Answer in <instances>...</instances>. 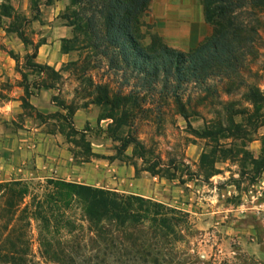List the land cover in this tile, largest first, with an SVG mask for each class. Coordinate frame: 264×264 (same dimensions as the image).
<instances>
[{
	"label": "rangeland",
	"instance_id": "1",
	"mask_svg": "<svg viewBox=\"0 0 264 264\" xmlns=\"http://www.w3.org/2000/svg\"><path fill=\"white\" fill-rule=\"evenodd\" d=\"M0 6L8 8H0V52L14 64L12 75L0 83V98H6L14 87H20L24 94L20 97L22 115L14 126L11 117L4 123L8 135H17L15 130L29 119L43 132L59 131L73 146L79 161L94 156V144L110 163L132 168L133 177L127 178L119 193L151 198L187 216L191 230L184 233L185 240L174 254L182 263L264 264V127L256 131L253 123L248 125V116L256 114L243 97L244 87L234 86L227 94L222 88L225 83H219L212 95L187 87L180 95L185 106L183 118L173 98H166L159 86L147 92L143 85L147 80L107 68V62L87 47L84 30L72 25L76 7L70 0H0ZM143 21L145 43L150 41L149 34L156 33L168 46L189 51L186 45L176 46L167 24L154 21L150 11ZM191 28L193 33L196 25ZM211 33L209 25L201 30L206 37ZM55 42L58 52L52 48ZM41 45L47 46L42 52L46 59L37 63ZM61 50L67 54L62 55ZM260 53L242 76L246 84L264 91V50ZM34 64L41 65L40 69ZM45 81L58 92L55 90V96H51L54 108L39 111L28 100L39 93L33 86ZM24 83L29 88L28 96ZM97 85L108 88V100L114 101L117 96L127 104L118 109L110 101L108 105L96 104L104 98L94 89ZM60 103L81 112L80 121L72 119V127L82 135L73 134L60 119L65 114ZM227 103L233 106L225 109ZM240 110L245 113L237 115ZM122 114L127 120L118 128L116 118ZM207 128L212 136L201 138ZM127 134L144 146V159L138 157L139 150L133 144L124 147ZM209 152L218 158L213 167L200 160L203 153ZM10 153L6 150L0 156L8 158ZM148 166L162 172L152 176L145 171ZM3 172L2 166L0 180L4 179ZM110 174L116 177L114 171ZM33 254L40 260L35 233Z\"/></svg>",
	"mask_w": 264,
	"mask_h": 264
},
{
	"label": "trees",
	"instance_id": "2",
	"mask_svg": "<svg viewBox=\"0 0 264 264\" xmlns=\"http://www.w3.org/2000/svg\"><path fill=\"white\" fill-rule=\"evenodd\" d=\"M70 2L76 7L72 25L84 30L87 47L107 62V68L147 80L143 84L147 92L159 86L166 98H173L181 117L186 118L180 95L187 87L212 95L219 83H225L222 88L227 94L234 86L244 87L243 97L256 114L249 115L247 123H253L256 131L264 127V91L246 84L242 76L264 50V0H202L204 20L212 33L188 52L168 46L156 33L149 34L150 41L145 43L143 19L151 0ZM18 37L26 43L21 34ZM61 53L67 54L66 50ZM23 87L28 96V86ZM54 88L46 81L33 86L36 91ZM94 89L104 96L95 103L108 105V88L97 85ZM122 100L115 96L110 102L118 109L127 104ZM58 105L65 112L60 119L73 134L82 135L72 127L75 110ZM232 106L227 103L225 109ZM242 110L236 114L243 115ZM126 120L122 114L116 126H124ZM209 129L201 138L212 136ZM123 143L125 148L133 144L144 159L145 148L134 136L127 134ZM200 158L210 167L218 159L212 152ZM145 171L152 176L162 172L155 166ZM189 230L181 211L138 195L53 179L36 184L0 182V264H185L174 254ZM33 233L40 260L33 254Z\"/></svg>",
	"mask_w": 264,
	"mask_h": 264
},
{
	"label": "crops",
	"instance_id": "3",
	"mask_svg": "<svg viewBox=\"0 0 264 264\" xmlns=\"http://www.w3.org/2000/svg\"><path fill=\"white\" fill-rule=\"evenodd\" d=\"M149 11L154 21H163L167 24L169 34L175 37L176 46L186 45L190 50L206 38L205 34H201V30L207 27L202 0H151ZM192 24L196 25L193 33ZM57 44L53 43L52 48L58 52ZM46 48V45L38 48L37 63H43L46 59V55H42ZM5 55L0 52V83L12 75L14 69V64ZM55 90H40L37 97L31 96L28 101L39 111L53 109L51 96H55ZM23 95L20 87H14L6 98H0V152L6 150L11 152L8 158L0 156V168L3 166L5 173L1 174L4 179L0 182L10 180L44 182L53 179L123 192L121 188L128 177H133V169L110 163L102 157L101 148L97 150L94 144H91V153L94 156L87 161H79L74 156L73 146L65 142L59 131L43 132L42 127L33 125L29 119L21 129L18 127L15 130L17 135H8L4 123L11 117V125L14 126L16 119L22 115L20 97ZM80 115L81 112L76 111L73 119L80 121ZM110 171H114L116 177L112 178Z\"/></svg>",
	"mask_w": 264,
	"mask_h": 264
}]
</instances>
